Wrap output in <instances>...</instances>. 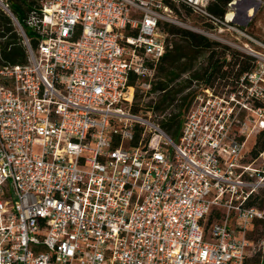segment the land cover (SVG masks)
I'll use <instances>...</instances> for the list:
<instances>
[{"label": "built area", "instance_id": "built-area-1", "mask_svg": "<svg viewBox=\"0 0 264 264\" xmlns=\"http://www.w3.org/2000/svg\"><path fill=\"white\" fill-rule=\"evenodd\" d=\"M215 1L35 0L28 37L0 0L27 49L25 64L0 65V264H244L264 219L247 206L259 184L244 161L264 128V40L251 32L264 0H230L221 17ZM186 8L224 53L219 75L193 76L209 51L171 84L193 99L173 139L171 110L144 100L165 92L168 26Z\"/></svg>", "mask_w": 264, "mask_h": 264}, {"label": "trees", "instance_id": "trees-1", "mask_svg": "<svg viewBox=\"0 0 264 264\" xmlns=\"http://www.w3.org/2000/svg\"><path fill=\"white\" fill-rule=\"evenodd\" d=\"M230 0H216L213 2L209 11L216 16H223L226 11L227 3ZM12 11L18 17L20 23L25 28L28 37L32 36V32L26 28L25 19L27 18L32 6L35 4V0H10ZM188 13L189 9L186 8ZM168 30L179 38L178 41H174V48L166 53L161 60L158 76L159 80L154 85V92L164 91L157 102L150 101L145 106H154L155 110L160 113H164L170 109V116L162 121L163 129L173 138L179 137L184 115L189 111L193 99L191 95L180 96L190 85L188 82L173 84L182 74L192 71L198 61V58L205 55L210 51L208 57L209 66L206 68H200L193 76L195 78L203 77L204 74L209 72V77H215L221 73L219 66V57L223 52L215 50L220 44L211 41L207 37L195 33L190 30L176 28L174 26H168ZM235 63H241L243 70L249 67V61L247 58L241 59L238 53L233 52ZM27 62V49L24 45L23 37L15 30L11 24L10 19L5 16H0V65H17L25 64ZM211 69V71L209 70ZM130 86L135 88L136 79L131 77ZM135 110L137 111V104L139 103V94L135 93ZM264 151V129L257 135L255 144L251 150V156L256 159ZM261 194H255L251 196L247 202L249 207H257L260 210L264 208V191ZM254 227V228H253ZM253 229L248 233L249 240H253L255 236L259 239L264 236V219H256L253 222ZM251 230V229H250ZM247 262V261H246ZM255 264H260V259Z\"/></svg>", "mask_w": 264, "mask_h": 264}, {"label": "rangeland", "instance_id": "rangeland-1", "mask_svg": "<svg viewBox=\"0 0 264 264\" xmlns=\"http://www.w3.org/2000/svg\"><path fill=\"white\" fill-rule=\"evenodd\" d=\"M179 19L184 23V25L171 23V24H169V26H174L176 28L186 29V30H190V31L197 33L192 28H194L195 26H198V27L200 26L201 20L198 17L193 15L191 12L188 13V11L183 10L181 15H179ZM251 32L253 34L255 33L257 35L256 36L257 38L264 40V12H261L257 16V19L253 25V28L251 29ZM178 40H179V38L175 37V41H178ZM219 44L223 45V43H220V42H219ZM137 93L139 94V97H140L139 102H142L144 100L142 94L139 91H137ZM150 101H153L152 97L148 96L144 100V104L146 105ZM259 120H260V123L263 125L264 124V114H263V116H261L259 118ZM263 129L264 128H261L260 131H262ZM258 134H259V132L254 134L248 140L247 146H246V155H245L244 161H245V163H251L252 167L254 169H256L257 173L254 176L253 181H255L256 183L259 184V190H257L256 194L262 195V191H260V188H262L264 191V157L259 156L258 158L254 159L251 156V150L255 144V141H256ZM261 211L263 212V216H264V208ZM253 228H251V230H249V232L252 231ZM259 259H260V264H264V236L259 238V239H256V237L254 236L253 240H250L248 256H247L244 264H255L256 261Z\"/></svg>", "mask_w": 264, "mask_h": 264}]
</instances>
